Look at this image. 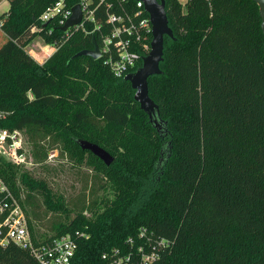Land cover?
<instances>
[{"label":"trees","instance_id":"1","mask_svg":"<svg viewBox=\"0 0 264 264\" xmlns=\"http://www.w3.org/2000/svg\"><path fill=\"white\" fill-rule=\"evenodd\" d=\"M7 1L0 16V112L7 115L0 128L25 131L37 160L55 148L40 138L52 131L62 146L96 158L77 143L86 141L113 158L108 167L96 158L112 199L100 212H92L96 201L83 206L40 241L75 231L88 236L78 239L71 264H105L104 253L132 251L128 239L138 246L143 238L164 243L156 264H264V38L257 5L164 0L173 38L164 37L161 75L147 80L164 123L159 133L130 84L102 59L72 58L92 49L95 38L77 32L60 42L59 26L50 35L33 30L58 0ZM37 37L58 41L43 65L25 51ZM0 179L17 199L16 181L49 196L44 183L18 174L1 156ZM0 264L37 263L9 244L0 246Z\"/></svg>","mask_w":264,"mask_h":264},{"label":"built area","instance_id":"2","mask_svg":"<svg viewBox=\"0 0 264 264\" xmlns=\"http://www.w3.org/2000/svg\"><path fill=\"white\" fill-rule=\"evenodd\" d=\"M81 12L79 24L63 32L60 42L67 41L74 33L81 32L85 36L95 38L100 59L109 68L112 75L121 79L134 73L139 63L150 52L151 24L149 15L145 12L142 2L134 0H76L74 6ZM66 0H58L48 6L40 15L38 21L43 25L33 30L45 32L48 35L53 26L62 28L72 15V8ZM49 24V26H48ZM48 26V27H47ZM58 41L51 44L53 52L58 48ZM45 52L51 47L42 43ZM47 46V48H46ZM26 49V48H25ZM3 113H0L2 120ZM7 144L5 150L3 145ZM23 137L20 130L7 131L0 128V156L8 163L20 166L26 163V153L23 151ZM0 214L4 219L0 222V246L16 245L37 264H71L75 256L78 239L88 236L75 231L40 241L33 238L25 211L19 200L7 189L0 179ZM87 215V214H85ZM138 237H144L140 232ZM132 251L114 249L102 255L105 264H156L158 253L156 249L163 242L150 241L143 238L140 245L135 246L132 239L127 241Z\"/></svg>","mask_w":264,"mask_h":264},{"label":"rangeland","instance_id":"3","mask_svg":"<svg viewBox=\"0 0 264 264\" xmlns=\"http://www.w3.org/2000/svg\"><path fill=\"white\" fill-rule=\"evenodd\" d=\"M8 8V1L2 0L0 16L6 13ZM42 43L47 44L37 37L25 49L39 65H43L54 54L51 44H47L51 49L45 52ZM2 44L3 35L0 31V46ZM3 114L5 118L7 113ZM20 131L23 137L22 146L26 153V163L15 166L4 161L17 170L18 174L25 173L32 180L42 182L47 187L48 197L41 191L30 193L19 181L15 184L18 200L25 211L28 226L30 225L36 239L41 240L52 236L55 225L69 224L78 215L79 210L83 206L89 207L92 201L100 204L92 209L95 213L100 212L107 204L106 202L112 199L111 192L104 190V185L107 187L109 182L99 160L87 153H79L69 145L62 146L59 140H55L54 131L40 136L44 139L42 143L47 145L52 141L50 145L52 144L55 148L47 151L44 160H37L33 157L32 145L27 133ZM9 191L12 193L11 190ZM90 216L91 212L88 211L87 217Z\"/></svg>","mask_w":264,"mask_h":264},{"label":"water","instance_id":"4","mask_svg":"<svg viewBox=\"0 0 264 264\" xmlns=\"http://www.w3.org/2000/svg\"><path fill=\"white\" fill-rule=\"evenodd\" d=\"M142 2L145 12L149 15L151 24L150 52L142 60L139 69L134 73L128 74L124 77V81L130 84L131 89L134 91L133 100L136 102L140 109L147 114L149 122L159 133H164V123L159 119L158 107L153 103L148 95L147 80L151 76L161 75L159 64L163 61V42L164 37L173 38L171 29L168 27V21L165 13L164 0H136ZM258 7L259 17L261 20V30L264 38V0H251ZM81 21V12L76 5L72 8V15L66 21L61 31L64 32L68 28L79 24ZM92 49L83 50L76 53L72 58L89 57L92 60H98L101 54L96 45L95 39H92ZM264 52V42H263ZM81 150L91 153L98 158L105 166H109L113 162V158L103 149L97 145L91 144L86 141H78ZM4 149L7 150L8 146L5 143Z\"/></svg>","mask_w":264,"mask_h":264},{"label":"bare ground","instance_id":"5","mask_svg":"<svg viewBox=\"0 0 264 264\" xmlns=\"http://www.w3.org/2000/svg\"><path fill=\"white\" fill-rule=\"evenodd\" d=\"M144 7V6H143ZM65 32V31H64ZM151 38H152V36H151ZM96 45H97V43H96ZM143 60V59H142Z\"/></svg>","mask_w":264,"mask_h":264},{"label":"crops","instance_id":"6","mask_svg":"<svg viewBox=\"0 0 264 264\" xmlns=\"http://www.w3.org/2000/svg\"><path fill=\"white\" fill-rule=\"evenodd\" d=\"M1 1H2V0H1ZM1 1H0V2H1ZM8 5H9V3H8Z\"/></svg>","mask_w":264,"mask_h":264}]
</instances>
